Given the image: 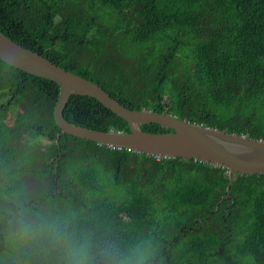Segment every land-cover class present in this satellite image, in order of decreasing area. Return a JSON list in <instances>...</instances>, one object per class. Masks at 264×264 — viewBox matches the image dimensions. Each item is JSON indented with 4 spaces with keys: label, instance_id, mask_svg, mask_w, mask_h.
I'll list each match as a JSON object with an SVG mask.
<instances>
[{
    "label": "trees",
    "instance_id": "obj_1",
    "mask_svg": "<svg viewBox=\"0 0 264 264\" xmlns=\"http://www.w3.org/2000/svg\"><path fill=\"white\" fill-rule=\"evenodd\" d=\"M0 33L129 110L264 140V0H0ZM59 90L0 60V264H66L65 235L87 264H264V174H236L227 199L222 167L59 138ZM63 115L131 132L89 97ZM30 178L49 186L30 195ZM21 219L39 229L23 243Z\"/></svg>",
    "mask_w": 264,
    "mask_h": 264
},
{
    "label": "water",
    "instance_id": "obj_2",
    "mask_svg": "<svg viewBox=\"0 0 264 264\" xmlns=\"http://www.w3.org/2000/svg\"><path fill=\"white\" fill-rule=\"evenodd\" d=\"M0 60L31 77L58 84L59 97L54 108V121L61 135L85 140L109 149H126L137 154L164 159H187L219 166L228 170L227 197L235 175L264 174V141L226 135L219 131L198 129L173 116L151 111H131L121 106L97 84L58 68L47 59L30 52L0 33ZM72 96L97 100L130 128V134L97 133L70 125L64 119V108ZM155 125L172 133H142L141 126ZM58 138V139H59Z\"/></svg>",
    "mask_w": 264,
    "mask_h": 264
},
{
    "label": "clouds",
    "instance_id": "obj_3",
    "mask_svg": "<svg viewBox=\"0 0 264 264\" xmlns=\"http://www.w3.org/2000/svg\"><path fill=\"white\" fill-rule=\"evenodd\" d=\"M131 111H133V110H131ZM146 111H150V110H146ZM161 114H163V113H161ZM169 115H171V114H169ZM171 116H173V115H171ZM173 118H176V116H173ZM179 121H181V120H179ZM181 122L186 123L188 125H194L196 128L201 129V130L204 129V130H212V131L221 132L220 130H216L212 127H206L203 124L196 125V124H191L187 121H181ZM169 133H172V132L168 131V134ZM221 133H225L226 135L238 136L235 134H227L225 131H223ZM146 134H148V133H146ZM165 134H167V133H165ZM151 135H153V134H151ZM156 135H159V134H156ZM238 137H245V138H248L249 140H251L248 136H238ZM255 141H257V140H255ZM261 141H264V140H261ZM112 150H116V149H112ZM118 150H124L128 153H131V154H137V153H134V152H132L130 150H126V149H118ZM138 155H141V154H138ZM146 157L155 158L156 160L164 159L161 157H154V156H146ZM18 224H19V227H18L17 231L15 233H13V236L17 241H20L22 243L25 242L27 239L34 238L37 235V233L39 232L38 228L33 229V226L26 223L23 219L19 220ZM57 242L62 244V246L65 247V249H66V264H87V257L85 255L86 243L74 240L70 235H65L63 237H60L57 240Z\"/></svg>",
    "mask_w": 264,
    "mask_h": 264
},
{
    "label": "rangeland",
    "instance_id": "obj_4",
    "mask_svg": "<svg viewBox=\"0 0 264 264\" xmlns=\"http://www.w3.org/2000/svg\"><path fill=\"white\" fill-rule=\"evenodd\" d=\"M182 64H179V68L178 69H176V71L177 70H179V71H181L182 73L186 70V62H187V58L185 57V56H183L182 57ZM188 69H189V67H188ZM225 118H227V116L226 115H224L223 116V119H225ZM6 123H8L9 125H11L12 124V122L10 121V120H8V119H6ZM141 131V130H140ZM142 132V131H141ZM142 133H144V132H142ZM42 153V154H45V151H44V149H42V150H37V151H35L34 153H32V154H34L35 156H37V157H40V154L39 153ZM34 168H39V167H41V163L40 162H35L33 165H32ZM45 183V187H47L48 188V186H49V183L46 181H44V180H37V179H33V178H30V179H28L27 181H26V188L28 189V194H36V192L38 191V188H39V185L41 184V183ZM16 248V247H15Z\"/></svg>",
    "mask_w": 264,
    "mask_h": 264
},
{
    "label": "bare ground",
    "instance_id": "obj_5",
    "mask_svg": "<svg viewBox=\"0 0 264 264\" xmlns=\"http://www.w3.org/2000/svg\"><path fill=\"white\" fill-rule=\"evenodd\" d=\"M143 16V15H142ZM227 197V196H226ZM232 196H231V194H230V196L229 197H227V199H229V198H231Z\"/></svg>",
    "mask_w": 264,
    "mask_h": 264
}]
</instances>
